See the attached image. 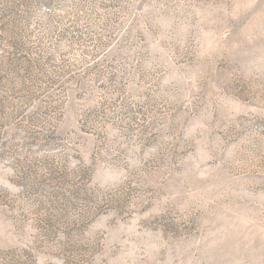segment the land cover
<instances>
[{
  "label": "rangeland",
  "instance_id": "1",
  "mask_svg": "<svg viewBox=\"0 0 264 264\" xmlns=\"http://www.w3.org/2000/svg\"><path fill=\"white\" fill-rule=\"evenodd\" d=\"M0 264H264V0H0Z\"/></svg>",
  "mask_w": 264,
  "mask_h": 264
}]
</instances>
